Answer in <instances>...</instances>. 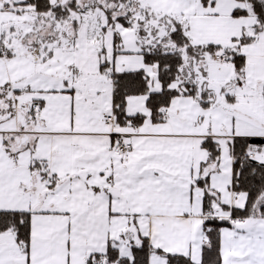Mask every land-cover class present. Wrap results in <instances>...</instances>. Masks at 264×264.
I'll return each mask as SVG.
<instances>
[{
  "label": "snow or ice",
  "instance_id": "1",
  "mask_svg": "<svg viewBox=\"0 0 264 264\" xmlns=\"http://www.w3.org/2000/svg\"><path fill=\"white\" fill-rule=\"evenodd\" d=\"M0 264H264V0H0Z\"/></svg>",
  "mask_w": 264,
  "mask_h": 264
}]
</instances>
